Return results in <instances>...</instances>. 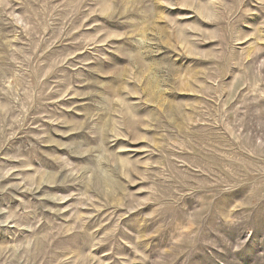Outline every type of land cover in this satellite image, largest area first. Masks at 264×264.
<instances>
[{
    "label": "rangeland",
    "instance_id": "rangeland-1",
    "mask_svg": "<svg viewBox=\"0 0 264 264\" xmlns=\"http://www.w3.org/2000/svg\"><path fill=\"white\" fill-rule=\"evenodd\" d=\"M0 264H264V0H0Z\"/></svg>",
    "mask_w": 264,
    "mask_h": 264
}]
</instances>
